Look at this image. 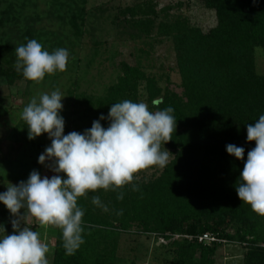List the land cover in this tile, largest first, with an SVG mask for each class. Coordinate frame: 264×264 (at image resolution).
Listing matches in <instances>:
<instances>
[{"label": "trees", "instance_id": "trees-1", "mask_svg": "<svg viewBox=\"0 0 264 264\" xmlns=\"http://www.w3.org/2000/svg\"><path fill=\"white\" fill-rule=\"evenodd\" d=\"M201 2L216 17L206 32L182 16L156 23L144 12L145 18L130 21L145 38L170 44L179 91L170 84L159 86L141 64L122 61L115 81L101 95L68 92L72 110L65 115V133H82L101 114L107 116L112 104L141 102V97L153 112L172 107L177 125L171 140L161 145L170 158L157 173H141L120 188L89 191L78 199L85 213L84 243L67 254L57 227L49 264H135L120 262L117 254L120 235L132 229L166 239L178 235L161 246L167 254L161 264H217L222 241L243 249L242 264H264V215L236 192L247 152L255 147V141H247V125L264 115V75L255 66L256 51L264 55V0ZM12 10L9 6L1 13L0 28L9 23ZM16 56L14 44L1 40L0 61L10 65ZM21 77L0 63V78L7 83ZM157 99L163 102L154 105ZM101 123L107 127L109 122ZM24 127L28 130L25 121ZM228 144L244 147V159L228 154ZM94 196L102 206L92 203ZM204 234L216 241L199 242Z\"/></svg>", "mask_w": 264, "mask_h": 264}, {"label": "rangeland", "instance_id": "rangeland-1", "mask_svg": "<svg viewBox=\"0 0 264 264\" xmlns=\"http://www.w3.org/2000/svg\"><path fill=\"white\" fill-rule=\"evenodd\" d=\"M9 6L13 9L10 12L12 18L0 28V41L9 40L16 49L30 38H36L42 46H47L50 53L53 48L67 49L69 60L66 72L46 74L41 81L26 80L22 72H19L21 79L13 83L0 78V192L6 191L10 183L26 181L33 170H38L42 177L56 174L51 170L53 161L48 160L43 165L38 163L39 155L51 144L48 134L29 140L28 130L21 119L24 107L33 97L59 89L65 96L60 113L65 119L66 113L72 110L68 92L101 95L115 81L122 61L141 64L142 69L157 78L159 86L170 84L171 89L179 91L180 81L170 44L145 38L130 23L131 20L145 18L146 12L156 23L177 16L185 17L203 32L216 25L214 11L206 9L201 0H0V15ZM150 7L155 15L151 14ZM16 61L17 56L16 60H10V65L5 63V59L0 63L17 71ZM255 66L257 73L264 75L261 50L255 53ZM168 77L169 82L166 83ZM140 92L144 93L142 89ZM144 99L141 97L140 101L144 102ZM161 168L151 166L135 176L139 177L141 173L149 176ZM23 212L25 225L38 231L42 241L48 245L47 259L50 263L57 227L39 224L26 208L21 209V214ZM13 219L15 217L0 203V236L13 232ZM167 236L169 239L147 233L137 234L136 229L122 233L118 239L119 261L161 264L167 257L161 246L179 239L175 234ZM221 243L223 246L216 255V263L242 264L243 249L225 241Z\"/></svg>", "mask_w": 264, "mask_h": 264}, {"label": "clouds", "instance_id": "clouds-1", "mask_svg": "<svg viewBox=\"0 0 264 264\" xmlns=\"http://www.w3.org/2000/svg\"><path fill=\"white\" fill-rule=\"evenodd\" d=\"M15 52L16 70L26 80L41 81L46 74L67 69L69 51L65 48L50 53L36 39H30ZM64 97L59 89L42 93L21 113L29 140L48 134L51 144L39 155L38 163L53 161L51 170L56 174L42 177L33 170L26 181L10 183L0 192V203L15 217L11 221L13 232L7 234L4 228L6 234L0 236V264H49L48 245L38 231L25 225L21 209L26 208L41 225L60 228L66 253L73 254L84 243L85 213L78 205L80 197L97 189L120 188L131 183L141 170L165 167L169 161V151L165 147L162 151L161 145L171 140L176 130L172 107L153 112L143 101L123 100L112 104L107 116L101 114L91 128L65 134V119L60 114ZM162 102L157 99L153 104ZM105 120L107 127L101 123ZM247 141H255V147L247 152L236 192L254 212L264 215V115L247 125ZM226 151L244 159V147L228 144ZM92 203L102 206L99 196H94Z\"/></svg>", "mask_w": 264, "mask_h": 264}, {"label": "built area", "instance_id": "built-area-1", "mask_svg": "<svg viewBox=\"0 0 264 264\" xmlns=\"http://www.w3.org/2000/svg\"><path fill=\"white\" fill-rule=\"evenodd\" d=\"M198 241L199 242H212V241H216V239L208 234H204L201 237H198Z\"/></svg>", "mask_w": 264, "mask_h": 264}]
</instances>
